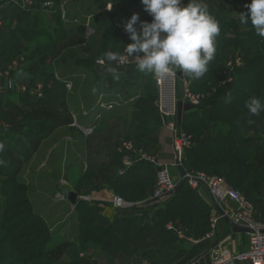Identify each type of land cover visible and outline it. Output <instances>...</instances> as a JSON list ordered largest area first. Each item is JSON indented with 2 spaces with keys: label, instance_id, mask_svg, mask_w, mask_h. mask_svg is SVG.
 <instances>
[{
  "label": "trees",
  "instance_id": "trees-1",
  "mask_svg": "<svg viewBox=\"0 0 264 264\" xmlns=\"http://www.w3.org/2000/svg\"><path fill=\"white\" fill-rule=\"evenodd\" d=\"M221 1L222 5L225 4L241 12H247L248 10L245 6L251 2V0ZM2 3L3 1L0 2V59L6 58L7 54L2 52V49L13 41L22 42L27 38V43L32 44L31 48H34L33 51H37L38 47L41 46L48 49V51L55 52V48L67 36V29L61 20L57 6L49 11L39 7L36 10H30V12H21L9 0L6 1V4ZM221 6L217 5L214 14H212L217 20H220L222 16L225 17L224 12L226 10ZM141 9L143 8L141 7ZM18 12H21V18L18 21L21 26L20 29L13 27ZM241 12L231 24V32L236 33V36L227 38L226 42L227 49L234 47L239 53H242L245 63L242 67L234 69L232 72V84H228V86L221 87L218 90L217 95L213 96L215 102L208 110L199 108L193 112H187L185 121L182 119L183 114L181 115L180 127L187 135L192 136L193 140V145L188 151L182 166L185 171L192 168L196 171H207L211 174H216L223 178L228 185L236 189L245 188L243 190L244 197L252 202L255 210L259 212L257 214L261 217L264 215V203L260 199L261 197L259 198V195H264V193L262 194L264 190L261 191L264 180L258 179L252 174L253 165L250 160V151L255 150L256 153H260L261 149L256 144L255 139L244 143V147L235 148V145H239L238 143L241 142L238 139L240 128L250 129L248 127L250 123L247 118L248 111L244 107L245 101L251 96L258 97V89L264 85V83L260 84V81L264 79V45L259 46V43L264 38L259 37L257 40L255 38V41L250 40L254 28L250 22L247 25L241 24ZM227 13L226 15H231L230 12ZM39 20L43 22L42 26H40L41 28L38 27ZM115 22L114 18L112 21L101 19L94 25L99 27L102 34H104L108 45L112 44V47L120 49L121 44L118 39V33L114 28ZM219 24L220 27H224L225 22L222 21ZM242 29L249 31L240 36ZM35 35L45 37L47 40L46 45H39L37 41H33ZM1 52L3 55H1ZM250 53L255 54L253 57L248 58L247 55ZM47 59H43V63L47 64ZM224 62L225 60L222 57H218L209 65L208 72L211 78L218 79L222 77ZM85 66L87 67V64ZM44 67L46 65L36 68L37 70L19 71L18 75H15L18 82L26 86L41 83L43 86V97L41 99L18 96L11 100L9 98H11L12 94L0 96V119L8 125L6 130H1L0 128L1 132L6 131L7 134H14L15 131L9 118L17 117L18 119V107L29 110V114L20 117L17 125L18 135L26 139L25 145L29 147L27 146L28 149L24 153L16 151L6 152L8 155L4 157L6 164L0 166L1 177L12 180L18 177L22 172V166L36 152L45 137L58 127L71 124L73 120L66 107L67 90L65 83L55 77L56 67ZM136 79L146 81L147 95L156 91L155 86L153 89L154 76L152 74L139 72L136 75ZM181 93L182 91L179 90V94ZM224 98H228L229 101L226 102ZM134 107L130 117L134 123L151 120L150 114L153 113V121L156 122V125L152 128L151 135L148 138H131V134L127 132L125 139L126 141L132 140L138 147L140 146L147 150L148 147H152L156 142L154 136L160 128V119L153 104L152 108L147 107L141 98ZM34 117L36 120L33 119ZM254 117L257 120L260 118L252 115V118ZM261 117L264 116L261 115ZM30 118L35 122H31ZM203 125H207L206 130L201 129ZM207 131H209V134L206 136ZM16 141L17 139H14L15 143ZM0 142L8 148L10 140L7 142L0 140ZM263 155L262 153L260 157L263 158ZM262 158L259 160L261 161ZM11 159L15 160L12 161ZM119 166L121 167L120 157L116 153L112 156L111 168L104 170L100 174L94 173V176H99V179L104 180L109 189L116 193H114L116 196L121 197L124 201L127 200L128 203L136 200H148L153 190L149 193L151 187L147 188V186L152 185V177L155 180V169L148 166H135L123 174L115 175L114 172ZM87 170V172L96 171L95 168L90 167ZM87 175L93 176L91 174ZM71 189L78 195H83L76 189ZM20 190H23V187ZM254 190L258 191L257 195ZM4 192L6 200L4 202L5 213L2 215L3 221H0V233L3 234L0 237V264H15L16 262L18 264H28L41 258L49 259L52 261L50 264H64L59 261L70 247V243L66 240L61 241L58 237L55 239L54 236L49 235L48 231L50 229L47 227L43 231L31 235L32 243L23 244L24 239L21 236L23 235V223L34 219L36 222L28 224L31 226L26 227L31 231L41 225L40 220L31 216L27 219L24 218L20 222H12L9 219L5 221L6 213L14 207L11 206L10 208L9 200L14 197V191L7 188ZM86 195H90L89 192ZM169 196L170 199L163 207H157L150 219L148 218L149 214L145 211H141L130 218L117 216L109 218L103 214V208L99 206L100 203L78 201L73 211L71 210L74 218L77 219L75 240L78 241L81 247L87 246V250L90 248L98 250L92 264H117V256L126 252L130 243L161 242L167 245L182 244L177 235L178 233L185 239H199L209 232L210 209L200 198L198 192L192 191L184 183L180 190L176 193H171ZM22 202H19L20 205ZM16 207L17 205H15V209ZM169 226L172 229H169ZM17 233H20V235ZM75 233L73 232V235ZM41 239L44 240V243L37 245ZM5 251H8V253L4 254ZM17 258L22 260H13ZM9 259L12 261L7 262ZM69 264L87 263L85 258H74Z\"/></svg>",
  "mask_w": 264,
  "mask_h": 264
},
{
  "label": "rangeland",
  "instance_id": "rangeland-1",
  "mask_svg": "<svg viewBox=\"0 0 264 264\" xmlns=\"http://www.w3.org/2000/svg\"><path fill=\"white\" fill-rule=\"evenodd\" d=\"M1 1H3L2 4H6L7 0H0V2ZM28 1L30 3V6L28 8L29 10H22L19 6H17V9L20 10L21 12H25V11L30 12V10H36L37 8L42 7V5L47 2L52 3L53 8H55L56 6L58 7L60 4H63L64 0L63 1L62 0H28ZM105 2H107V0H87V13L95 14L94 19H92L94 24L97 23L101 19L112 21V19L114 18V20L116 21V19L121 18L120 16L116 15L115 12L114 13L113 12L104 13L101 10V7L105 4ZM111 2L112 3L114 2L112 6H114L115 9L126 8V13L124 16L131 13V11L129 10V7L131 9L132 5L141 6L144 9V6L142 5V3L137 4L133 0H114ZM118 2L120 3L118 4ZM201 2L207 4L208 10L211 14H214L216 7H217L216 5L217 2H219L220 6L222 5L221 0H201ZM185 3H188V0H182V4H185ZM222 6L226 10L224 12L225 17L222 16L220 20L218 19V21L225 22V25H223L224 27H221L220 34L218 37H216V54H215L214 59L218 57H222V59L225 60L223 64L224 65L223 70H226L228 62H232L237 59L240 60L239 67H242L243 64L245 63L242 53H239L237 49H235L234 47L231 49H227V42H226L227 38L229 37L233 38L236 36V33L231 32V29H232L231 24L234 22V20L237 18V15H239V12L241 11L236 10V9H231L229 11L231 15H226L228 14L227 10L229 9L227 8V5L225 4ZM21 12H18L16 15L17 18L15 22L13 23L14 28H18V29L21 28L20 24H18L19 18H21L20 17ZM138 15L142 19L141 21L151 22L152 20V17L148 13L146 15L147 19H145L144 13H139ZM143 18L145 20H143ZM123 19L128 20L125 17H123ZM139 23L140 22H137V25H136L137 28H139ZM42 24L43 22L39 20L38 27L42 26ZM85 26L86 27L83 31V34L86 37L92 35L91 32L87 31V23L85 24ZM114 28H116L115 23H114ZM248 31L249 30L242 29L240 32V36H242L244 33H247ZM257 38H259V36H257L254 31L250 40L251 41L254 39L257 40ZM94 39L88 42H85L84 39H82L80 41H72V42H68L65 44L63 43V44L58 45L55 48L56 49L55 52L48 51V49L42 48L41 46L38 47L37 51H33L34 48L33 47L31 48L32 44L30 45L29 42L27 43V38L22 42L13 41L11 43H8L2 49V52H5L7 55H6V58L0 59V72L3 75L4 72L7 70V68L10 67L8 68V72L9 73L11 72V75L14 79V82H16L17 86L24 85V84H20V82H18V80L15 78V75H18L19 71L26 72L29 69L35 70L36 68L46 65V67L44 68H53V66L54 67L58 66L57 68H58V71L60 72V69H63V67L65 69L75 64L74 61H72L74 59H83V58H87L89 60H95L99 58L105 59L106 52L108 51L114 52V50H116V48H112L111 46L112 44L108 45L106 43L107 39L104 35L102 37H98L99 39L98 42L94 41ZM33 41H37L39 45H44V44L46 45L47 43L46 38L40 35H35ZM263 45H264V39L262 42L259 43V46H263ZM49 50H52V49H49ZM2 52H1V55H3ZM125 53H126V48L125 50L123 48L117 49V54L119 57ZM254 54L255 53H252V54L250 53L249 55H247V57L248 58L253 57ZM46 58H48L46 61L47 64L43 63L44 61L43 59H46ZM213 61H211L209 65L212 64ZM110 65H113L114 67L119 68L118 66H116L117 61L110 62ZM209 65H208V68H209ZM133 68L137 70L136 67H133ZM117 71H120V70L117 69ZM174 73L176 74L177 79L179 81L178 92L179 90L183 92L182 81H184L189 85L187 92H189L190 96L189 98L187 97L184 99L183 93H181L179 96L177 116L174 117L173 119H164V121L165 123H169V122L175 123L176 128L180 132H182L181 134L185 135L186 137L187 136L189 137V135H187L185 131L181 129L180 127L179 121H180L181 115L183 114L182 119L183 121H185V115L187 114V112H193L194 110H197L199 108L200 109L204 108L208 110V108L215 102L213 96L217 95L218 90L221 87L228 86V84L231 85L232 82L225 84V85L218 86L220 80L222 79L221 78H218V79L211 78L209 75V72L205 73L203 77H201L200 79H196V80H193L190 76L185 75L183 71L179 69L174 70ZM58 74L62 76L61 73H58ZM4 79L5 77L3 79L1 78L0 80V96L1 95L3 96L4 94H7V96L10 95V92L2 89L4 88V85H5ZM263 80L264 79L260 81V84L264 83ZM145 82H146L145 80L143 81L137 80L136 84L132 82H127L125 86H127L128 88H131L132 86L134 91L141 95L142 102L145 103L147 107L149 106L150 108H152V104H153V107L155 108L156 91H153L152 93H150V95H147V88H146ZM76 86L81 87V90L79 93H82L83 92L82 87L87 88V80L86 82L84 80L81 84L78 83ZM153 89H154V85H153ZM12 92L13 94L11 95V98H9L11 100H14L13 98L18 97V96L24 97L22 96L23 94H21L18 91H15V92L12 91ZM42 92H43V89H42ZM207 94H210L209 97L206 96ZM28 95H30V93ZM257 95L262 101H264V85H262V87L258 89ZM224 99L226 100V102L229 101L228 98H224ZM148 101L150 102L148 103ZM192 101H197L198 105L197 106L192 105L191 103ZM131 104L135 106L136 103H131ZM126 107L127 106H125L124 109H121V110H118V109L117 111L115 110L109 118L111 119V121L114 120L115 118L116 120L105 126L99 127L100 129H97L95 132L93 131L89 135L90 141L88 142H87V136H84L81 133H79L80 135L83 136V138L79 137L76 130H73V131L71 130L70 136L72 135L75 138H77V141L73 145V147L68 146L67 148L63 144L64 142L63 137H65L67 133L66 132L60 133L59 131H55L53 135L51 134L44 142L41 143V146L39 145L40 147L39 150L34 155V157L31 159V161L28 163V165H25L23 167L22 172L20 175H18V177L12 180V179L0 176V187H1L0 221L1 220L3 221L2 215L3 213H5L4 202L6 200V197L4 195L5 193L4 191L7 188L9 190L14 191V197L9 199L10 208L11 206H14V207L12 210L6 213L5 215L6 219H4L5 221L9 219L12 222H20L21 220H24V218L27 219L31 216H34V218L40 220L41 225L33 228L31 231L30 229H27L26 227H30L31 225H28V224H32L33 222H36V221H34V219H31L27 223H23L24 224L23 235H21L22 238L24 239L23 244L32 243L31 235L34 233H39L40 231H43L44 229H46V227L50 229L48 231L49 235L54 236L55 239L58 237L61 241L66 240L68 243H70L69 238H72L73 236L72 232H75L77 229V225H76L77 219L73 220L74 218L72 216L73 213H71V211L69 212V209L67 208V203L65 201L61 202L59 197L56 196L57 193L60 192L59 189L62 188L64 185H66L68 188L76 189L81 194L86 195L87 191L94 189V186H96L95 189L98 192L99 190H104L105 188H109L105 182H100L99 176H94V173L100 174L104 172V170L111 168L110 165L112 163V160L111 159L105 160L104 159L105 154L110 153L114 149L113 146L115 145L117 141H118L117 143H120L121 141L122 142L126 141L125 135L127 134V132L131 134V138L132 137L133 138H136V137L148 138L151 135L152 128L156 125V122L153 121V118H154L153 113L150 114L151 120L139 121L138 123H134L130 119L132 115L131 110L127 111ZM17 109H19V111L17 112L18 119L17 117L9 118V121H11L10 123H12L13 125L12 127L14 128V131H15L14 134H7L6 131H3V132L0 131V140H3L4 142H7L10 140L11 142V143L10 142L8 143V148L4 147V151L0 153V158H2L3 160H4V157L7 155L6 154L7 151H10V152L16 151V152L24 153L26 152V149H28L29 147L28 145H27L28 147L25 145L26 139H24L23 136L18 135L19 132L17 128L20 117L29 114V110L23 107H18ZM73 109L75 111V114L78 120H80L81 118L80 112L77 111L76 108H73ZM156 114L159 116L157 111H156ZM261 115L264 116V112H262L258 116L260 118L259 120H257L255 119L256 117L252 118V115L247 113L248 121H251L248 125L250 129L248 130V129L240 128L241 131L240 133L238 132V136H239L238 139L241 142L238 143L239 145H235L236 146L235 148L244 147L243 144L248 143L252 139L256 140V144H258L259 148L261 149V152L256 153L255 150L250 151V160L253 165L252 174H254L258 179L261 178L264 180V157L263 158L260 157L262 156V153L264 154V117H261ZM33 119H35V117ZM33 119L30 118L29 120H31V122L34 123L35 121ZM121 121L124 124L123 128L122 127L120 128L121 126L120 123H122ZM206 128H207V125H203L201 127V129H204V130H206ZM121 130H123L124 136L121 133ZM168 132L172 140V134L170 131ZM106 134L109 135L108 136L109 138L107 139H106V136H107ZM208 134H209V131L206 132V136ZM14 139L15 140L17 139L16 143L14 142ZM190 139L191 140H189L188 148L184 149V151L182 152L181 164H183V162L185 161V157L193 145L192 136H190ZM130 142H133V144L137 146L134 141L130 140ZM87 146L90 149H93V150H89L88 154L89 152H91L90 154H94L96 152L94 157L88 156L87 158ZM171 146H172V143H171ZM140 148L146 151L149 155L154 156L156 158V156L154 155L155 152L151 149L152 147H148L147 150H145L143 147H140ZM52 149L54 150V153L50 157V160H48V156L50 154L49 151H51ZM66 149L68 150L66 151ZM70 151L72 153H70ZM260 158H262L261 161L259 160ZM11 160L13 161L15 159H11ZM171 163H173V160L169 164ZM53 164L55 165V167L53 166ZM87 166L90 168H95L96 171L87 172L88 171ZM186 173L191 174V175L201 173L206 176L217 177V178L224 180L223 178L219 177L216 174L214 175L207 171H196L192 168L188 170L186 169ZM87 174H91L93 176L91 177ZM171 174L173 177V181L176 184L179 180V177L174 167H172L171 169ZM151 180L153 183L151 186H147V188L149 187L154 188L155 180H153V177L151 178ZM229 186L232 189L238 191L241 195H243V190L245 188L236 189L232 187L231 185ZM21 187H23V190H20ZM187 187L191 189L189 186ZM261 188H262L261 191L264 190V185ZM199 189H205V188L199 187ZM112 193L114 194L115 192H112ZM254 193L257 195L258 191H255ZM263 193L264 191H262V194ZM263 197L264 195L263 196L259 195V198L261 200L263 199ZM169 199H170V196L157 201L155 205L156 208L163 207ZM245 199L248 200L247 198ZM19 202H22L21 205ZM125 202H127V200ZM15 205H17L16 209H15ZM99 206H101L103 209L105 208V210H102L105 216H107L108 214L110 216L112 215L114 209H110L111 211L106 210L105 204H99ZM114 211H118V210H114ZM262 217H264V215H262L261 218ZM17 234L20 235V233H17ZM178 234L181 236L180 233ZM2 236L3 234L0 233V237ZM42 243H44V240L41 239V241L37 243V245L42 244ZM183 245L186 247L188 245V241H185ZM97 252L98 250L96 251L93 248H90L87 250V246L81 247L77 240H73L70 243V247L68 248V251L65 253L64 257L59 262L64 263V264H69L74 258L84 259L86 257V263H87V253L90 256L89 259L93 261L94 256L97 254ZM7 253L8 251L4 252V254H7ZM13 260L20 261L22 259L17 258ZM9 261H12V260L9 259L7 262ZM50 262L52 261H50L49 259L41 258V259L33 260L29 262L28 264H50ZM15 264H18V263L16 262Z\"/></svg>",
  "mask_w": 264,
  "mask_h": 264
},
{
  "label": "crops",
  "instance_id": "crops-1",
  "mask_svg": "<svg viewBox=\"0 0 264 264\" xmlns=\"http://www.w3.org/2000/svg\"><path fill=\"white\" fill-rule=\"evenodd\" d=\"M111 1L107 0V2H105V4L101 7V10L104 13L115 12L116 15L121 17L116 19L115 30L118 33V39L121 44V48L125 50L124 46L131 43V41L129 39L128 34L124 30V23H126L127 20H124L123 17L129 19L134 13L135 14L144 13L145 19H147L146 17L147 12L145 13V11H142L143 9H141V6L132 5L131 9L129 7L131 13L124 16L126 13V8L115 9V7L112 6L114 2L112 3ZM133 1L136 2L137 4L141 3L140 0H133ZM119 3L120 2H118V4ZM186 4L187 3L183 5ZM216 5H219V2H217ZM57 8L60 12V16L62 14L64 15V18L63 19L61 18V20L65 24V27L67 29L66 32L67 36L65 37V39L62 41L61 44L63 43L65 44L72 41H80L82 39H84L85 42H88L90 40H93L94 38H95L94 41L98 42L99 40L98 37H102L104 35L102 34L99 27L94 25L92 19H94L95 14L87 13V0H66V1L64 0L63 4H60ZM227 8L229 9L227 10L228 12L232 9L231 7L228 6ZM52 9H44V10L49 11ZM145 19L143 18V20ZM141 20L142 19L139 17L138 22H140ZM86 23H87V31L91 32L92 34L87 37L83 34V31L86 27L85 26ZM117 49L118 48L114 50L115 53H117ZM99 60L104 61L105 64L103 66L97 65L96 62ZM72 61H74L75 64L65 69L63 67V69H60V72L58 71L57 68L58 66L56 64L57 67H56L55 77L63 81L65 83V87L66 85H69V89L66 88L67 90L66 107L68 108L67 110L71 114L73 120L71 124L64 125L55 129L42 141L44 142L51 134L53 135L55 131H59L60 133L66 132L67 133L66 136L63 137V141H64L63 144L67 148L68 146L73 147V145L77 141V138H75L72 135L70 136L71 130L72 131L76 130L79 137L83 138L82 136L83 134L79 129V127L81 128L92 127L93 131L95 132L97 129H100L99 127L105 126L116 120L115 118L114 120L111 121V119L109 118L115 110L116 111L117 109L121 110L124 109L125 106H127L126 110L127 111L131 110L132 113L135 107L131 103H137L138 100L141 98V95L135 92L132 86L131 88L125 86L127 82H132L136 84L137 82L136 75L137 73H139V71L135 70V68L133 67H127L123 69L117 68L114 67L113 65H110V62H108L103 58H99L95 60H89L87 58H83V59H74ZM85 64H88L87 67L85 66ZM110 67L117 68L120 70L117 71L119 74V79L113 78V74L108 71ZM174 70H178V69H174ZM58 73H61L62 76H60ZM84 80L85 82L87 80V88L82 87L83 92L79 93L81 87H78L76 85L78 83L81 84ZM179 96L180 94L178 92V98ZM100 105H102L103 107H101ZM107 106H110L111 108L108 109ZM73 108H76V110L80 112L81 115L80 120H78ZM120 125H121L120 128L121 127L123 128L124 126L123 122L120 123ZM168 131H169L168 128L163 124L162 120H160V128L154 136L156 142L151 148L155 152L154 155L156 156L158 161L162 164H169L173 160L172 157L173 152L171 146L172 140ZM79 133H81L82 135H80ZM121 133L124 136L123 130H121ZM106 135H107L106 139L109 138L108 137L109 135L108 134ZM89 138L90 136H87V142L90 141ZM117 142L113 146L114 149L110 153L105 154L104 157L105 160H109V159L112 160V156L116 154V149L122 141L120 143ZM39 148L40 147H38L36 152L22 166V169L25 165H28V163L37 153ZM67 150L68 149H66V151ZM89 150H93V149H90L87 146V158L88 156L94 157L96 152L94 154H90L91 152H89L88 154ZM49 152L50 154L48 156V160H50V157L53 155L54 150L52 149ZM70 153L72 152L70 151ZM53 166L55 167L54 164ZM119 170H120V166L115 170L114 172L115 175H120L118 173ZM99 180L100 182H104V180L101 179ZM95 187L96 186H94L93 190L87 191L91 196L95 198L108 200L114 195L109 188H105L104 190H99L98 192L96 191ZM151 190H153V187L149 190V193ZM197 191L200 198L207 204V206L210 209L209 219L211 217H219L222 207L219 208L215 206L213 200L208 195V192L205 189H198ZM129 203L133 204V206L120 211L113 210L112 215L110 216L108 214L107 217L112 218V216H117L120 218H130L140 213L141 211L143 212L145 211L147 214H149L148 218L150 219L152 218L154 214V210L156 209L155 206L156 202H149L147 201V199L143 201L136 200L135 202H129ZM228 205L232 206L231 203H228ZM105 206H106V210L112 209L108 204H105ZM67 208L69 209V212L71 210L73 211V209H71L68 203H67ZM103 210H105V208ZM72 216L74 217V215ZM74 219L75 218H73V220ZM207 234H205L203 237L199 239H189V240L184 239L182 236L177 234L182 244L178 243L174 245H167L161 242H157V243L133 242L129 244L126 252L119 254L117 256L116 263L117 264H148V263L149 264H162V263L163 264H209V253L212 247L219 246L222 248H226L228 251L233 253L242 252L247 248V240H248L247 234L231 233V227L223 219H220L218 221L215 230L213 231V236L211 238L207 239L206 238ZM69 239H70L69 240L70 243L73 240H75L76 233L75 235L72 236V238ZM184 241H188V245L186 247L183 245ZM89 257L90 256L87 253V264H92L93 261L89 259Z\"/></svg>",
  "mask_w": 264,
  "mask_h": 264
},
{
  "label": "built area",
  "instance_id": "built-area-1",
  "mask_svg": "<svg viewBox=\"0 0 264 264\" xmlns=\"http://www.w3.org/2000/svg\"><path fill=\"white\" fill-rule=\"evenodd\" d=\"M16 7L19 6L22 10H29L30 3L28 0H9ZM183 5V4H182ZM44 9H52V3L47 2L42 5ZM64 18V15H61ZM1 26V21H0ZM139 57L128 56L127 52L121 55L117 61L119 68L136 67ZM240 60L237 59L232 62H228L226 70H222V77L218 86L231 83L233 81L232 72L235 67H239ZM97 65H104L105 62L100 60L96 62ZM10 68V67H8ZM7 70L0 72V80L5 77L4 90L13 94L12 91H18L24 97H31L33 99H41L43 97V86L41 83H36L33 86L18 85L14 82L11 72ZM226 71V72H225ZM154 85L156 89L155 109L159 114L163 124L168 128L172 134V152L173 163L162 164L154 156L149 155L142 148L137 147L130 141L121 142L116 153L120 157V170L119 174H123L128 169L135 166H148L155 169V183L151 196L147 201L157 202L165 197H168L175 186L171 169L174 167V161L179 160L181 162V155L184 149L188 148L190 136L186 137L181 134L175 123H165L164 119H173L178 114V79L176 74L166 78L157 79L154 77ZM189 85L182 81L183 98H189V92H187ZM69 89V85H66ZM30 93V95H28ZM210 94L206 96L209 97ZM192 105L197 106V101H192ZM103 107L102 105H100ZM110 109V106H107ZM1 130L8 129V125L0 119ZM84 136H89L93 132V128H81ZM188 177L187 186L192 190L197 191L199 187L205 188L208 195L213 200L214 204L221 209L219 217H211L209 219V232L206 238L213 236V231L220 219L226 217L233 225L245 228L248 230L247 248L239 253H233L222 247H212L209 253V264H264V218H261L255 210L253 204L245 199L238 191L232 189L224 180L217 177L206 176L201 173L194 175L186 173ZM66 186V185H64ZM61 202H64V197L59 193L56 195ZM78 201L92 203L97 202L100 204H108L114 210H124L133 206L131 203L125 202L121 197L113 195L108 200L98 199L91 195H79ZM264 203V197L262 199ZM231 203L232 206H229ZM71 209L74 207L70 206ZM172 229V227H168Z\"/></svg>",
  "mask_w": 264,
  "mask_h": 264
},
{
  "label": "clouds",
  "instance_id": "clouds-1",
  "mask_svg": "<svg viewBox=\"0 0 264 264\" xmlns=\"http://www.w3.org/2000/svg\"><path fill=\"white\" fill-rule=\"evenodd\" d=\"M144 10L152 17L151 22L140 21L133 14L124 23V30L131 43L124 46L127 55L139 57L137 71L152 74L157 79H166L174 75V69H180L193 80L200 79L209 71L208 65L216 54V37L221 27L207 4L201 0H141ZM247 12L240 13L241 24L251 23L255 34L264 38V0H251L246 6ZM108 62L118 61L113 51L105 53ZM109 72L119 79L116 68ZM248 113L259 116L264 112V101L257 96L249 97L244 104ZM251 122V121H249ZM5 145L0 142V153ZM6 161L0 158V166Z\"/></svg>",
  "mask_w": 264,
  "mask_h": 264
},
{
  "label": "water",
  "instance_id": "water-1",
  "mask_svg": "<svg viewBox=\"0 0 264 264\" xmlns=\"http://www.w3.org/2000/svg\"><path fill=\"white\" fill-rule=\"evenodd\" d=\"M174 169L179 177V180L175 184L172 193H176L178 190L182 188L183 184L184 183L187 184L188 181V177L186 176V171L179 160L174 161ZM59 190H60L59 194L64 197V201L66 203H68L72 207H74L77 204L79 195L75 191H73L71 188H68L67 186H63ZM223 220L231 227V233H248L247 229L233 225L226 217H223Z\"/></svg>",
  "mask_w": 264,
  "mask_h": 264
}]
</instances>
